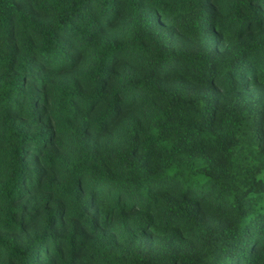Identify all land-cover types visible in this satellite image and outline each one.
Listing matches in <instances>:
<instances>
[{
    "label": "trees",
    "instance_id": "trees-1",
    "mask_svg": "<svg viewBox=\"0 0 264 264\" xmlns=\"http://www.w3.org/2000/svg\"><path fill=\"white\" fill-rule=\"evenodd\" d=\"M0 264H264V0H0Z\"/></svg>",
    "mask_w": 264,
    "mask_h": 264
}]
</instances>
